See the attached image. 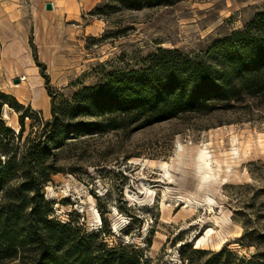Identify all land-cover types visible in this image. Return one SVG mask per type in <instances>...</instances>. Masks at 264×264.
I'll return each instance as SVG.
<instances>
[{"label":"rangeland","instance_id":"1","mask_svg":"<svg viewBox=\"0 0 264 264\" xmlns=\"http://www.w3.org/2000/svg\"><path fill=\"white\" fill-rule=\"evenodd\" d=\"M263 11L264 0H0V93L24 106L1 105L0 119L18 130L19 114H32L24 137L53 109L69 129L95 120L69 114L66 101L111 73L159 66L168 49L220 67L215 44ZM45 162L59 169L43 188L51 218L100 231L91 244L103 238L125 263L264 264V97L139 129L69 134ZM209 227L215 233L203 237Z\"/></svg>","mask_w":264,"mask_h":264},{"label":"trees","instance_id":"2","mask_svg":"<svg viewBox=\"0 0 264 264\" xmlns=\"http://www.w3.org/2000/svg\"><path fill=\"white\" fill-rule=\"evenodd\" d=\"M215 45L220 67L190 62L176 49H168L159 66L114 72L106 85L79 90L66 101L69 114L82 110V116L95 120H78L70 129L55 109L51 120L41 129L32 127L25 137L24 121L32 114H19L18 130L0 119V264H131L116 251H104L103 238L99 245L91 244L100 231L85 234L74 224L51 218V202L44 199L43 188L59 169L46 158L51 147L69 134L75 138L139 129L184 113L209 114L264 97V11L244 31ZM4 104L17 111L24 107L0 93V106Z\"/></svg>","mask_w":264,"mask_h":264},{"label":"bare ground","instance_id":"3","mask_svg":"<svg viewBox=\"0 0 264 264\" xmlns=\"http://www.w3.org/2000/svg\"><path fill=\"white\" fill-rule=\"evenodd\" d=\"M22 79H25V77H23ZM198 157L200 159L199 169L202 172L201 179L208 180L210 177H212L214 175V173L212 172L213 168H212V165H211V155L209 154L208 150L203 148V149L199 150ZM162 167L163 168L168 167V163L167 162H163L162 163ZM96 217H97V220L100 222L101 221V217H100L98 211H96ZM214 233H215L214 227H209L203 237H206V236L212 237V235ZM224 242H225L224 239H220L219 241H217L216 242L217 247L220 248L224 244Z\"/></svg>","mask_w":264,"mask_h":264},{"label":"water","instance_id":"4","mask_svg":"<svg viewBox=\"0 0 264 264\" xmlns=\"http://www.w3.org/2000/svg\"><path fill=\"white\" fill-rule=\"evenodd\" d=\"M45 8H46V10H52L53 9L52 3H50V2L46 3ZM18 81H19V79H16L15 83Z\"/></svg>","mask_w":264,"mask_h":264}]
</instances>
